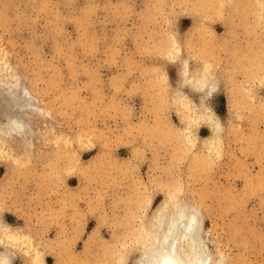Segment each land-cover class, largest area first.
Returning <instances> with one entry per match:
<instances>
[{
	"label": "rangeland",
	"instance_id": "rangeland-1",
	"mask_svg": "<svg viewBox=\"0 0 264 264\" xmlns=\"http://www.w3.org/2000/svg\"><path fill=\"white\" fill-rule=\"evenodd\" d=\"M203 1L0 0V82L44 108L26 137L0 135L9 264H133L171 191L201 209L207 254L264 264V2ZM200 105L212 141L207 122L183 129Z\"/></svg>",
	"mask_w": 264,
	"mask_h": 264
},
{
	"label": "bare ground",
	"instance_id": "bare-ground-1",
	"mask_svg": "<svg viewBox=\"0 0 264 264\" xmlns=\"http://www.w3.org/2000/svg\"><path fill=\"white\" fill-rule=\"evenodd\" d=\"M213 1L214 2L217 1L219 3V5H221V4L224 5V2L227 0H213ZM228 1H231V0H228ZM260 1L263 4L264 0H260ZM207 2L205 1V3H207ZM232 2L233 1H231L230 4ZM234 3H236V2L234 1ZM201 4L202 3H200V5ZM227 5L229 6V3H227ZM233 5H235V4H233ZM201 6L204 7L205 5H201ZM188 8H192V7L189 6ZM201 8H200V10H201ZM210 8H212V7H210ZM214 8H217V7H214ZM222 10H223V8L221 9V12H222ZM201 11H203V9ZM1 13H2V10H0V14ZM201 14L203 15V13H201ZM201 14H200V16H201ZM3 15H4V13H3ZM5 22H6V20H5ZM176 41H178V40H176ZM177 47H176V49H177ZM166 49H167V47H166ZM171 49H172V47H171ZM174 51H176V50H174ZM175 54L178 55L177 53H175ZM0 66H9V64L7 61L0 59ZM210 66H211V64H210ZM182 68H183L182 69L183 70V72H182L183 77L181 79L182 80L181 82H190L193 84L197 83L198 85H201L204 83L205 74L199 73L200 71H198V70H195L194 72L190 73L187 66H183ZM0 73L3 74V72H0ZM0 84H3V86L6 88L4 96H2V99L0 100L1 101V103H0L1 104L0 105V112H1V114H0V135L1 136L2 135H4V136L21 135L23 137L24 136L26 137L30 133V129L28 127L29 126V117H30L29 114H31L30 112L33 111L34 109H37L38 111H42V110H44V108L36 106L34 104V102H36L35 96H33L31 93H29L27 88L23 87V89L21 90V95L24 94L23 91L25 92V98H23L24 96L21 97L20 94L18 95V91L16 92L17 84L12 83L8 80H6L4 82H0ZM205 89L206 88H204V90ZM2 92H3V90H2ZM26 96H28V98H26ZM185 99H187V98H185ZM182 102H183V100H182ZM188 102H189L188 99L184 101L185 104H188ZM189 103H191V102H189ZM207 107H205V105L204 106H201V105L200 106H194L195 111H194V114L192 116H191V113L193 111L190 113V119L184 118L185 125L183 126V129H185V131H188L191 129V127L193 128V125L196 124V122H207L208 125L210 126V129H211V134L208 137H209V140L212 141V140L217 138V136H218L217 130L220 129L221 125L219 126V122H218L219 119L216 118V116L213 114L212 111H210L211 110L210 107L208 109H207ZM185 109H187V108L185 107ZM184 114H186V113H184ZM32 117L35 118L34 116H32ZM182 122H183V120H182ZM39 131H41V130H39ZM183 135H184V133H183ZM180 136H182V135H180ZM185 142H187V141H185ZM200 142H201V140H200ZM214 146H215V144H214ZM217 152L219 153V151H217ZM204 154H206V153H204ZM8 156H11V154ZM13 159H16V157H13ZM11 162H12V160H11ZM14 167H17V165ZM19 167H20V165H19ZM200 210L198 208L194 207L189 201L183 199L179 194H177V192H174V191L168 192L166 194V196L154 207L152 213L150 215L148 214L149 216L146 217L142 221L140 228L138 227L139 230H137V231L139 233L137 235L138 236L137 237V243H138V249L140 251V254L135 258V261L133 264H220L219 262H222V259H221V261L218 262L217 259H214L210 254L206 253L207 250L205 249V245L203 242V235H202V227H201V224H202L201 219L202 218H201V211ZM138 224L140 225V223H138ZM0 236L9 241L8 243H5V245H4L5 250L0 249V264H9L10 259H11L10 258L11 251L14 249V246H16V244L19 245L18 242L21 241L22 233L13 229L9 224L4 222L3 219H0ZM24 236H25V234H24ZM29 242H30V240H29ZM20 243H22V241ZM124 243H126V242H124ZM134 245H135V243H134ZM24 248L22 247V249H24ZM25 253H27V251ZM32 263L33 264H45L41 257H40V259H33Z\"/></svg>",
	"mask_w": 264,
	"mask_h": 264
}]
</instances>
